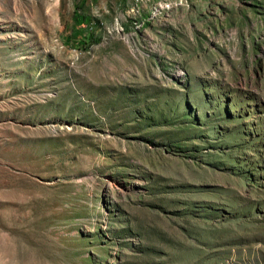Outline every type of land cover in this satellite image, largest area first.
Returning a JSON list of instances; mask_svg holds the SVG:
<instances>
[{
  "label": "rangeland",
  "instance_id": "obj_1",
  "mask_svg": "<svg viewBox=\"0 0 264 264\" xmlns=\"http://www.w3.org/2000/svg\"><path fill=\"white\" fill-rule=\"evenodd\" d=\"M0 264H264V0H0Z\"/></svg>",
  "mask_w": 264,
  "mask_h": 264
}]
</instances>
